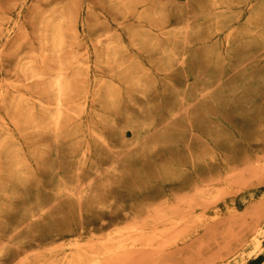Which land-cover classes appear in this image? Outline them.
<instances>
[{
	"label": "rangeland",
	"instance_id": "1",
	"mask_svg": "<svg viewBox=\"0 0 264 264\" xmlns=\"http://www.w3.org/2000/svg\"><path fill=\"white\" fill-rule=\"evenodd\" d=\"M91 261L264 264V0H0V264Z\"/></svg>",
	"mask_w": 264,
	"mask_h": 264
},
{
	"label": "bare ground",
	"instance_id": "2",
	"mask_svg": "<svg viewBox=\"0 0 264 264\" xmlns=\"http://www.w3.org/2000/svg\"><path fill=\"white\" fill-rule=\"evenodd\" d=\"M44 16H46V15H44ZM44 16H43V17H44ZM62 19H63V18H62ZM62 19H61V21H62ZM49 21H50V19H49ZM61 21H60V22H61ZM56 22H58V21H56ZM60 22H58V23H60ZM53 24H55V26H57L56 23H53ZM59 25H60V24H59ZM55 26H54V27H55ZM51 27L53 28L52 25H51ZM44 28H45V27H44ZM52 28H51V30H52ZM55 28H56V27H55ZM56 29H57V28H56ZM58 29H59V28H58ZM53 31H54V33H55V29H54ZM53 31H52V32H53ZM60 31H61V30H60ZM52 32H51V33H52ZM51 33H50V35H51ZM56 33H57V32H56ZM57 34H58V33H57ZM50 35H49V36H50ZM38 36H39V35H38ZM42 36H43V35H42ZM52 37H53V33H52ZM57 37H58V36H57ZM57 37L55 36V38H57ZM44 38H45V36H44ZM59 38H60V37H59ZM59 38H58V40H59ZM60 39H61V38H60ZM51 40H52V39H51ZM58 40H57V41H58ZM44 42H45V41H44ZM44 42H43V44H44ZM50 42H51V41H50ZM54 42H55V41H54ZM58 42H60V41H58ZM62 42H63V41H62ZM62 42H61V43H62ZM53 44H54V43H53ZM57 44H58V43H57ZM39 45H40V44H39ZM59 45H60V44H59ZM110 45H111V42H110ZM44 46H46V45L44 44ZM55 46H56V45H55ZM53 47H54V46H53ZM111 47H113V46H111ZM59 48H60V47H59ZM108 48H109V46L107 47V51H108ZM52 49H53V48H52ZM53 50H54V49H53ZM41 55H42V54H41ZM50 55H51V54H50ZM26 56H27V55H26ZM51 56H52V55H51ZM30 57H31V56H30ZM21 58H22V57H21ZM31 58H32V57H31ZM28 59H29V57H28ZM42 59H44L43 56H42ZM40 60H41V59H40ZM30 62H31V61H30ZM24 63H25V62H24ZM21 64H22V62H21ZM30 64L32 65V63H30ZM55 64H56V62H55ZM27 65H28V63H27ZM31 65H30V66H31ZM51 65L53 66V64H51ZM28 66H29V65H28ZM57 66H58V64H57ZM62 66H63V65H62ZM26 67H27V66H26ZM60 67H61V66H59L58 69H60ZM61 68H62V67H61ZM19 69H20V67H19ZM27 69H28V68H26V70H27ZM29 69H30V71H31V68H29ZM120 69H121V68H120ZM27 71H28V70H27ZM30 71H29V72H30ZM32 71H33V70H32ZM32 71H31V72H32ZM55 71H56V70H55ZM60 71H61V70H60ZM23 72H24V71H23ZM29 72H28V73H29ZM33 72H34V71H33ZM33 72H32V73H33ZM24 73H25V72H24ZM62 73H63V72H62ZM62 73H61V74H62ZM30 74H31V73H30ZM52 74H54V72H53ZM59 74H60V72H59ZM61 74H60V75H61ZM66 74H67V73H66ZM31 75H32V74H31ZM56 75H57V77H58V79H59V76H60V75L58 76V73H57ZM32 76H34V75H32ZM32 76H31V77H32ZM37 77H40V76H37ZM54 77H55V76H54ZM62 77H63V76H62ZM62 77H61V78H62ZM40 78H42V77H40ZM45 78H46V77H45ZM47 78H48V77H47ZM52 78H53V77H52ZM52 78L50 79L51 81H52ZM63 78H64V77H63ZM30 79H33V77L30 78ZM38 79H39V78H38ZM53 79H54V78H53ZM33 80H34V79H33ZM64 80H66V78H65ZM36 81H39V80H36ZM60 81H61V79H60ZM60 81H58V83H59ZM66 81H67V80H66ZM53 82H54V80H53ZM56 83H57V82H56ZM58 83L56 84V86L62 85L61 82H60L59 84H58ZM6 84H7V83H6ZM46 84H48V83H46ZM51 84H52V82H51ZM53 84H54V86H55V83H53ZM102 84H103V83H102ZM19 85H20V84H19ZM68 85H69V84H68ZM56 86H55V87H56ZM62 86H63V85H62ZM52 87H53V86H51L50 88H52ZM64 87H65V86H63L62 89H64ZM50 88H49V89H50ZM56 88H57V87H56ZM68 88H69V86H68ZM55 90H59V89H55ZM67 90H68V89H67ZM51 91L54 92V90H51ZM63 91H64V90H63ZM63 91H62V92H63ZM65 91H66V90H65ZM68 91H69V90H68ZM66 92H67V91H66ZM54 94H55V93H54ZM60 94H61V93H60ZM63 94H64V93H63ZM57 95H58V94H57ZM60 96H63V95H60ZM55 97H56V96H55ZM53 98H54V97H53ZM56 98H57V97H56ZM110 98H111V97H110ZM110 98H109V100H110ZM12 99H13V98H12ZM54 99H55V98H54ZM19 100H20V99H19ZM58 100H59V99H58ZM17 101H18V99H17ZM55 101H56V100H55ZM55 101H54V102H55ZM16 103H17V102H16ZM16 103H15V104H16ZM19 103H20V102H19ZM23 103H24V102H23ZM58 104H59V103H58ZM39 105H40V104H39ZM59 105H60V104H59ZM25 106H26V105H25ZM27 107H28V106H27ZM55 107H56V106H55ZM78 107H79V106H78ZM78 107H77V108H78ZM16 108H17V106H16ZM16 108H15V109H16ZM41 108H42V107H41ZM45 108H46V107H45ZM59 108H60V107H59ZM59 108H58V109H59ZM62 108H63V107H62ZM53 109H55V108H53ZM63 109H64V108H63ZM63 109H62V110H63ZM80 109H81V108H80ZM60 110H61V109H60ZM62 110H61V111H62ZM64 110H65V109H64ZM81 110H82V109H81ZM77 111H78V110H77ZM56 112H58V111L56 110ZM29 113H30V112H29ZM31 113H32V111H31ZM65 113H66V112H65ZM67 113L70 114L68 111H67ZM67 113H66V114H67ZM72 113H74V112H72ZM47 114H48V113H47ZM60 114H61V113H60ZM74 114H75V113H74ZM74 114H73V115H74ZM71 115H72V114H71ZM29 117H30V116H29ZM73 117H74V116H73ZM50 118H51V117H50ZM74 118H75V117H74ZM53 119H54V118H52V120H53ZM47 120H49V119H47ZM74 120H75V119H74ZM76 120H77V119H76ZM1 121H2V120H1ZM50 121H51V120H50ZM13 122H14V121H13ZM47 122H48V121H47ZM51 122L54 123V121H51ZM56 126H57V125H56ZM39 127H41V126H39ZM51 127H52V126H51ZM51 127H50V128H51ZM57 127H58V126H57ZM35 128H36V127H35ZM36 129H37V128H36ZM81 155H82V154H81ZM121 237H122V236H121ZM119 239H120V238H119ZM133 241H134V240H133ZM112 242H113V241H112ZM128 242H129V241H128ZM131 242H132V241H131ZM104 243H107V242H104ZM116 243L118 244V242H116ZM126 243H127V242H126ZM133 243H134V242H133ZM120 244H121V243H120ZM120 246H121V245H120ZM124 247H125V246H124ZM120 248H121V247H120ZM122 248H123V247H122ZM110 250H111V249H110ZM89 253H90V252H89ZM103 254H104V253H103ZM90 257H91V256H90ZM98 257H99V255H98ZM91 260H92V259H91ZM97 262H98V261H97ZM91 263H92V261H91ZM92 264H94V263H92ZM96 264H98V263H96Z\"/></svg>",
	"mask_w": 264,
	"mask_h": 264
}]
</instances>
